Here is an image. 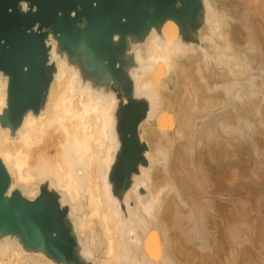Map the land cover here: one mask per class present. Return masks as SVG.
<instances>
[{"label":"bare ground","instance_id":"6f19581e","mask_svg":"<svg viewBox=\"0 0 264 264\" xmlns=\"http://www.w3.org/2000/svg\"><path fill=\"white\" fill-rule=\"evenodd\" d=\"M201 1L203 23L195 40H185L169 20L159 31L152 29L143 42L129 44L133 63L127 73L134 97L149 105L139 126L148 150L147 167H139L124 194H114L108 181L118 148L119 101L110 86L84 80L56 52L54 41L48 45L55 72L43 109L36 115L29 111L13 135L0 125V161L11 180L7 196L17 190L34 200L42 184L55 191L61 206L68 207L80 257L87 263L178 264L171 255L169 217L203 253L211 249L205 204L191 206L192 196L184 192L181 180L186 184L192 173L185 159L189 146L195 151L204 147L212 158L213 147L205 139L218 146L220 141L237 142L254 134L255 123L247 117L249 112L244 113L247 104L264 126V67H255V54L263 48L252 15H244L245 33L241 26L236 28L240 38L241 32L245 35L242 43L234 32L236 18L229 0ZM259 16L264 20L262 9ZM258 31L264 34L261 23ZM7 83L0 72V115L6 108ZM197 162L190 163L194 172ZM178 202L188 211L183 212ZM0 264L55 263L7 235L0 238Z\"/></svg>","mask_w":264,"mask_h":264},{"label":"water","instance_id":"95a60500","mask_svg":"<svg viewBox=\"0 0 264 264\" xmlns=\"http://www.w3.org/2000/svg\"><path fill=\"white\" fill-rule=\"evenodd\" d=\"M173 21L185 40H195L203 23L201 0H0V72L7 76L1 127L11 135L29 111L44 107L55 72L51 46L75 66L84 80L110 86L119 101L115 114L118 141L108 181L116 195L131 186L139 167H147L148 147L139 137L149 105L134 97L127 73L129 44L141 43L152 29ZM0 161V238L16 237L27 251L41 252L55 264H90L68 219V207L42 184L34 200L15 190Z\"/></svg>","mask_w":264,"mask_h":264},{"label":"rangeland","instance_id":"374dc122","mask_svg":"<svg viewBox=\"0 0 264 264\" xmlns=\"http://www.w3.org/2000/svg\"><path fill=\"white\" fill-rule=\"evenodd\" d=\"M261 1L229 0L230 9L234 12L236 18L233 24L236 37L238 36L236 28L240 26V29L245 33L242 28L244 15L246 13L250 17L252 15L251 20L254 25L255 35L259 38L258 41L263 48L257 50L255 54L256 69L264 67V62H261L264 60L262 58L264 57V53L261 55L262 51L264 52V34L258 31V23L264 25V20L259 16L261 9L264 11V6H262L264 5L262 4L264 0L262 3ZM236 2L237 4H234ZM257 2L259 3L258 9H255V3ZM248 6L250 9L254 6V9L250 10ZM243 32L241 33L244 37L240 38L238 36V39L242 43L245 40ZM260 58L261 60H259ZM250 105L252 106V104H247L245 112L244 110L243 112L245 115L249 112L247 117H249L252 123H255L254 134L252 133L249 137L244 138V140L240 139L237 142L230 141L227 143L223 140L220 141L218 146L213 141L205 139V144L213 147L212 158H209L204 152V147H198L196 152L194 148L191 149L189 146L190 151L187 154L185 162L188 165H186L188 171L191 169L190 171L193 174H190V171L188 172L190 178H187L186 184L183 180L181 181L185 185L184 192L189 193H187L189 198L192 196L190 199L195 205L191 206L201 208L205 204L203 206V209H205L204 226L209 232L212 244L211 249L203 253L196 243L194 244L187 236L180 232L178 227L174 225L173 220L168 216L169 235L172 241L171 255L178 264H264V126H259V120L254 115L253 108ZM247 109L248 111H246ZM250 114H253V116H250ZM178 142H182V140ZM192 161L194 163L197 162L196 173L190 166ZM200 177H202L201 180ZM199 180L203 182L201 183ZM179 206L183 212L188 211L180 203ZM232 237H235V239Z\"/></svg>","mask_w":264,"mask_h":264}]
</instances>
